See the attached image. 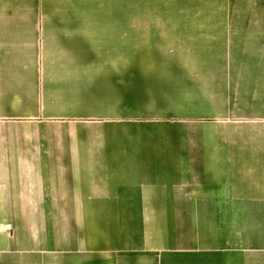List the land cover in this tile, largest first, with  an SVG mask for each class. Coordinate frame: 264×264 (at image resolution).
<instances>
[{"label": "crops", "instance_id": "obj_1", "mask_svg": "<svg viewBox=\"0 0 264 264\" xmlns=\"http://www.w3.org/2000/svg\"><path fill=\"white\" fill-rule=\"evenodd\" d=\"M120 1L0 0V264H264V18Z\"/></svg>", "mask_w": 264, "mask_h": 264}, {"label": "rangeland", "instance_id": "obj_2", "mask_svg": "<svg viewBox=\"0 0 264 264\" xmlns=\"http://www.w3.org/2000/svg\"><path fill=\"white\" fill-rule=\"evenodd\" d=\"M193 0H136L135 3L128 0L120 1V18L127 19L128 17L134 18H185L189 17L193 18H224L230 17V11L224 9H213L205 11L203 5H190L189 3ZM194 4V2H193ZM210 6V3H208ZM135 6V8H134ZM194 7V9H193ZM128 8L133 9L134 12L130 11V16L128 13ZM239 12H235V15H239V17H258L264 18V0H250L247 1L243 5ZM234 11V10H232ZM207 13H209L207 15Z\"/></svg>", "mask_w": 264, "mask_h": 264}]
</instances>
